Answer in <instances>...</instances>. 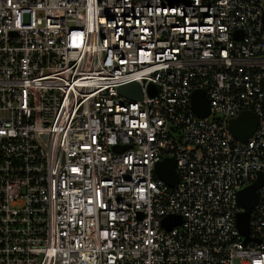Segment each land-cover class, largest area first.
Segmentation results:
<instances>
[{"label": "built area", "instance_id": "built-area-1", "mask_svg": "<svg viewBox=\"0 0 264 264\" xmlns=\"http://www.w3.org/2000/svg\"><path fill=\"white\" fill-rule=\"evenodd\" d=\"M258 172L264 0H0V264H264Z\"/></svg>", "mask_w": 264, "mask_h": 264}, {"label": "water", "instance_id": "water-1", "mask_svg": "<svg viewBox=\"0 0 264 264\" xmlns=\"http://www.w3.org/2000/svg\"><path fill=\"white\" fill-rule=\"evenodd\" d=\"M170 3L181 2L185 0H167ZM240 32L236 33L239 37ZM120 94L129 97L133 100L142 98L141 88L138 83H130L119 88ZM157 89L152 92L156 93ZM192 106L197 115L205 117L209 114L210 105L206 92L202 89H197L192 95ZM258 125L257 116L252 111H243L230 122V129L234 137L240 141H246L256 130ZM158 178L165 181L170 186H175L178 182V173L176 170V161L174 158H165L160 161L155 168ZM264 186V172L257 173V179L253 184L241 189L238 193V205L243 211L238 213L237 226L247 240L250 238L249 221L250 214L258 201L257 190ZM181 224L180 216H166L163 219V226L168 230L175 225Z\"/></svg>", "mask_w": 264, "mask_h": 264}]
</instances>
